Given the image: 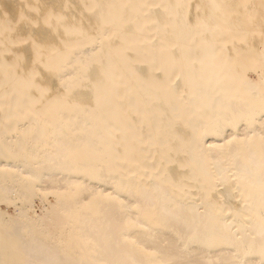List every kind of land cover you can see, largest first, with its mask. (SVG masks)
Returning a JSON list of instances; mask_svg holds the SVG:
<instances>
[{
    "label": "bare ground",
    "instance_id": "obj_1",
    "mask_svg": "<svg viewBox=\"0 0 264 264\" xmlns=\"http://www.w3.org/2000/svg\"><path fill=\"white\" fill-rule=\"evenodd\" d=\"M0 264H264V0H0Z\"/></svg>",
    "mask_w": 264,
    "mask_h": 264
}]
</instances>
